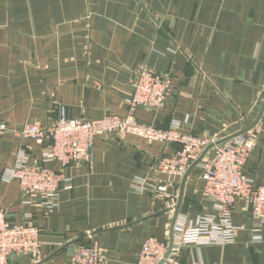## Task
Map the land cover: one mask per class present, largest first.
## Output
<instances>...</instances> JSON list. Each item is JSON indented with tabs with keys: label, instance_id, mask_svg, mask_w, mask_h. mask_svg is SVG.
Here are the masks:
<instances>
[{
	"label": "crops",
	"instance_id": "1",
	"mask_svg": "<svg viewBox=\"0 0 264 264\" xmlns=\"http://www.w3.org/2000/svg\"><path fill=\"white\" fill-rule=\"evenodd\" d=\"M142 62L170 73L174 91L158 110L141 108V122L168 128L178 120L187 134L217 139L237 134L264 104V0H0V206L12 222L38 226L41 241L12 264H69L90 231L102 264H135L147 238L170 242L173 227L216 214L200 165L186 179L158 171L179 144L130 133L96 137L93 159L66 168L73 188L61 189L56 208L6 179L22 154L38 162L50 144L22 138L28 124L50 126L62 107L70 118L125 116ZM251 130L257 141L244 172L264 184V113ZM137 178L149 187L139 191ZM232 222L234 242L184 246L180 264H264V226L255 241L242 200Z\"/></svg>",
	"mask_w": 264,
	"mask_h": 264
},
{
	"label": "built area",
	"instance_id": "2",
	"mask_svg": "<svg viewBox=\"0 0 264 264\" xmlns=\"http://www.w3.org/2000/svg\"><path fill=\"white\" fill-rule=\"evenodd\" d=\"M133 94L127 100L125 116L107 112L97 119L70 118L65 107L59 118L50 126L28 124L18 132L22 138H31L39 144H50L38 162H30L25 155L8 171L6 179L16 180L26 195L38 194L47 208L58 206L62 188H73V180L65 174L72 164L90 162L93 159L94 142L97 136L130 133L148 142H172L180 145L178 150L162 157L158 171L171 176H184L204 150L220 140L207 136L187 134L180 129V122L173 120L168 128L141 122L137 113L141 108L158 110L174 91L170 73L154 72L147 64L135 68L132 81ZM7 126L0 125V132ZM257 134L253 130L240 134L216 145L211 155H206L199 165L205 181V195L213 204L216 214L200 216L193 225L181 224L174 234L173 245L157 237H149L138 252L135 264H180L184 246L222 244L234 242L240 229L232 222L233 209L242 200L250 209L254 222V240L260 241L264 226V184L244 172L246 161L256 145ZM58 162L59 171L47 164ZM135 187L144 191L149 183L144 178L135 180ZM165 192L164 187L158 188ZM89 242L73 248L69 264H102V248L95 234L87 233ZM40 228L31 222L16 223L9 219L8 212L0 206V264H12V258L37 252L40 248ZM169 252V253H168Z\"/></svg>",
	"mask_w": 264,
	"mask_h": 264
},
{
	"label": "water",
	"instance_id": "3",
	"mask_svg": "<svg viewBox=\"0 0 264 264\" xmlns=\"http://www.w3.org/2000/svg\"><path fill=\"white\" fill-rule=\"evenodd\" d=\"M263 113H264V104H263V106H262V108H261V111H260V114H259L257 120L255 121V123H254L252 126H250V127H248V128H245L244 130L238 132L237 134H234V135H231V136H228V137L222 138V139L216 141L215 143H212L211 145H209V146L204 150V152L201 154V156L198 158V160L195 161V162L190 166V168L188 169V171H187L186 174L184 175L185 179H186V177L188 176V174L190 173V169L193 168V167L196 166V165H199V163L202 161V159L207 155V153H208L211 149H213L216 145H219V144H221V143H224V142H226V141H228V140H230V139H232V138H234V137H236V136H238V135H240V134H243V133H246V132L250 131V130H251L252 128H254V126L259 122V120L261 119ZM178 207H179V206H178ZM173 225H174V224H173ZM173 229H174V227L172 228V234H171V240H170L169 251L171 250V247H172V245H173V237H174V236H173V235H174V234H173V232H174ZM168 253H169V252H168Z\"/></svg>",
	"mask_w": 264,
	"mask_h": 264
}]
</instances>
